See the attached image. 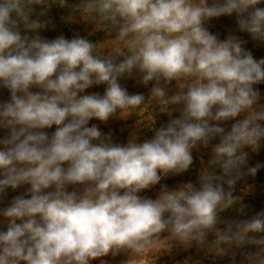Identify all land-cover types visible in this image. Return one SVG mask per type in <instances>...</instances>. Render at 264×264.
I'll return each mask as SVG.
<instances>
[{
    "label": "clouds",
    "instance_id": "1",
    "mask_svg": "<svg viewBox=\"0 0 264 264\" xmlns=\"http://www.w3.org/2000/svg\"><path fill=\"white\" fill-rule=\"evenodd\" d=\"M56 2L0 0V87L10 92L0 103V128L7 130L0 139V194L30 185V198L18 195L0 210L9 221L0 231V264H89L121 252L126 264H138L142 254L157 257L173 242L221 255L247 244L257 248L246 255L248 264H264V237L252 235L264 233V213L217 228L219 213L236 202V183L260 168L242 171V149L257 151L264 141V104L254 89L264 82V59H254L237 37L219 40L205 27L235 14L240 31L264 41L258 7L264 0H83L82 17L116 33L107 58L84 38L21 34V24L33 32L48 27ZM134 71L143 85L154 82L150 100L160 112L171 116L169 106L182 105L180 115L151 139L115 144L89 121L122 118L145 104L118 82ZM173 81L179 90L167 96ZM101 84L102 96L82 95ZM228 121L230 128L222 126ZM54 125L51 136L43 131ZM216 139L210 165L223 175L206 169L198 189L164 186L155 200L138 195L160 182L158 173L187 171L192 150Z\"/></svg>",
    "mask_w": 264,
    "mask_h": 264
},
{
    "label": "trees",
    "instance_id": "2",
    "mask_svg": "<svg viewBox=\"0 0 264 264\" xmlns=\"http://www.w3.org/2000/svg\"><path fill=\"white\" fill-rule=\"evenodd\" d=\"M83 0H65L66 6H60L58 0L56 3H52L48 10L46 19L50 20L51 23L48 27L36 30L35 32L27 30L20 25V31L22 35H26L29 38H35L39 36L41 39L53 40L60 35H63L66 39L72 38H84L93 44H98V50L100 51L101 58H107L110 52V47L116 37V33H108L104 30L97 29L96 25L89 20H85L79 7ZM36 12L38 13L41 8L40 6H34ZM258 7L264 8V2H262ZM35 16H33V19ZM237 17L235 14L232 16H221L219 18H213L207 21L205 27L214 35L218 37L219 40H225L229 36H235L239 40L243 41V48L250 52L254 59L257 61L264 59V41L253 39L251 34L239 30L237 25ZM123 60V57H117L116 63ZM118 82L121 87L127 90L129 95L141 94L145 98V104L142 105L138 110H132L130 113L126 112L122 114V118L119 113L116 116L111 117L107 122H101L95 118L89 121V127L96 125L102 134L110 135L111 140L115 144L126 145L132 137H136L138 142H143L145 139H151L154 135V131L162 126H166L170 119L178 118L180 115L179 108L182 105H170L171 116L166 113H162L159 110L158 105L154 101L150 100L151 89L154 86V82H150L147 86L140 82V77L138 72H133L132 76L125 74L120 77ZM163 86V82H162ZM182 86V85H181ZM106 85H93L92 87L85 90L84 94H104ZM254 89L260 93V100L258 103L264 104V82L254 85ZM179 90L176 81L166 86L167 96L174 95ZM32 91H39V89H32ZM10 100L9 90L0 87V103H4ZM243 118V117H238ZM154 121V123H153ZM234 121L225 122L222 126L230 128ZM152 124V125H151ZM56 130L54 125L50 129H44L49 136H51ZM7 135V130L0 128V139ZM219 142L218 139L213 140L209 143V147H212ZM261 145H264V141H261ZM242 151L249 153L252 151L250 147H245ZM252 153V152H251ZM213 154V152H212ZM261 155V154H260ZM213 159V157H212ZM258 164H251L249 162L246 166H243L242 171L247 172L249 167H255ZM259 168L255 176H244L239 180L235 187L231 191L238 192L239 199L241 200V205L251 214L253 217L260 213H264V166ZM192 169V168H190ZM189 170V169H188ZM187 170V171H188ZM196 172L195 169L189 170L188 173L193 174ZM214 175H223L222 170L217 166ZM2 178V177H0ZM163 183V182H162ZM160 183V184H162ZM158 183V185H160ZM168 184V183H167ZM199 184V183H198ZM18 187L17 189L5 190L3 194H0L1 200L7 196L16 197L18 195H23L25 198H30L28 190L30 185L26 184L25 187ZM200 185H196L198 189ZM225 192L229 191L227 184L223 185ZM52 191V189L45 190V192ZM6 227V226H3ZM223 229L225 225L222 226ZM220 230V229H219ZM215 239V232L209 233L207 240L209 242ZM200 246H195V248H190L187 253L194 254L200 249ZM203 250H209L211 254L207 258H202V264H222V258H217L216 253L211 251L207 247H203ZM214 253V254H213Z\"/></svg>",
    "mask_w": 264,
    "mask_h": 264
},
{
    "label": "rangeland",
    "instance_id": "3",
    "mask_svg": "<svg viewBox=\"0 0 264 264\" xmlns=\"http://www.w3.org/2000/svg\"><path fill=\"white\" fill-rule=\"evenodd\" d=\"M192 156L193 163L190 165L189 170L192 171L195 169L196 172L190 174L188 173V170L182 173H168L167 175L158 173L161 176L159 184L163 183L160 185L156 184L149 189L143 190L138 193V195L142 198L155 200L158 198L161 189L164 186H166L169 190H178L187 184H191L196 188V185H200V176L206 169L213 174L215 173L217 166L210 165V161L213 157L212 147L200 145L192 150ZM249 162H251V164L260 165V168H262L261 166H264V145H260V148L257 151L252 150L247 153V161L244 166H246ZM25 185L26 184L22 187L24 188ZM10 189L11 188H8L7 190ZM25 189H27V187H25ZM238 195V192L232 191V196L235 198L236 202L231 207L219 213L220 222L217 224L218 229L224 230L227 226L225 222H240L253 218V216L249 214V212L241 205V200ZM13 198L14 197L9 196V193L7 192V196L1 200L2 202H0V210L9 206ZM17 223H21V221L18 220ZM8 224V219L0 215V231H6ZM224 225L225 228L223 229L222 226ZM252 235H255L257 238L264 237V233ZM162 236H167V233L162 234ZM195 246H197L195 242H193L190 247H185L173 242L170 250L161 251L157 257L155 253L151 256H148L147 253L142 254V258L139 260L138 264H202L203 260L200 257L207 258L211 252L201 248V251L199 249L193 255L188 254L187 251L190 248H195ZM255 251H257L255 246L246 244L242 247H236L233 245L231 247H226L224 254L221 255L216 253V256L218 259L222 258V264H248L246 255ZM127 260L128 254L125 252H121L115 256L110 253L107 256L90 260L89 264H126Z\"/></svg>",
    "mask_w": 264,
    "mask_h": 264
}]
</instances>
